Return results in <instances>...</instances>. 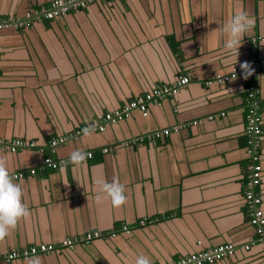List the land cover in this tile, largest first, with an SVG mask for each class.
Returning a JSON list of instances; mask_svg holds the SVG:
<instances>
[{
  "label": "crops",
  "instance_id": "1",
  "mask_svg": "<svg viewBox=\"0 0 264 264\" xmlns=\"http://www.w3.org/2000/svg\"><path fill=\"white\" fill-rule=\"evenodd\" d=\"M53 1L0 0V139L35 144L15 153L0 150V163L11 174L39 168L50 154L65 162L14 181L28 215L0 239V264L11 251L58 246L91 231L106 236L32 257L40 264H135L143 255L150 264H167L230 243L234 254L214 264H264V244L251 243L244 203L249 100L240 66L254 46L255 56L264 58V0H91L80 10L44 18ZM240 11L252 26L236 60L224 48L221 28ZM233 68L241 76L205 85ZM183 75L190 83L149 105L146 115L132 111L103 131H84L105 113ZM256 86L262 133L255 190L264 213V71ZM164 129L172 131L133 142ZM63 136L68 140L49 153L48 141ZM77 149L92 158L68 164ZM113 180L126 196L119 206L102 191ZM112 230L116 235L107 236ZM30 258L9 264H29Z\"/></svg>",
  "mask_w": 264,
  "mask_h": 264
},
{
  "label": "built area",
  "instance_id": "2",
  "mask_svg": "<svg viewBox=\"0 0 264 264\" xmlns=\"http://www.w3.org/2000/svg\"><path fill=\"white\" fill-rule=\"evenodd\" d=\"M87 1L91 0H54L47 9L42 11L44 18L53 19L66 13L69 10H80L84 8ZM3 24H0V28ZM253 46L257 44V39L252 40ZM255 46L252 47V56L249 59L248 65L251 69V74L247 75L248 82L245 88L246 97L249 100V108L245 117V135L247 138V148L249 155V165L247 169V185L244 193V203L245 211L248 218V223L253 228L254 237L251 243L255 240L264 244V213L261 209L262 198L255 190L261 181V165L259 162V148L261 139V115L259 112V105L257 102L258 92L256 86V77L259 73L264 71V58H258L255 56ZM241 76L240 71L233 68L232 71L226 75H215L211 80L205 82L206 86H211L212 84L222 85L229 82L232 79ZM190 83L189 75H183L178 77L171 84H158L153 86L148 92L134 97L125 103L120 108L113 110L111 112L105 113L99 121H94L92 124L84 128L85 130H97L103 131L105 124H114L122 121L129 117L132 111H139L143 115H146L149 105L159 104L161 101L174 96L179 90L185 88ZM211 119V117H209ZM90 128V129H89ZM171 129H164L161 131H156L147 136H141L133 139V142H144L146 139L152 140L167 136L170 134ZM173 131H176L174 128ZM79 133V132H78ZM68 137H57L50 139L47 144V149L49 153L54 152L58 145L65 143ZM34 142H26L22 139L15 138L9 141L0 139V150H5L11 153H15L22 149L34 148ZM107 150L104 149L103 152ZM87 158H92L91 152H86ZM63 161H55L51 154L45 157L39 168H31L28 172L18 171L12 172L10 175L13 177V181L23 179L28 173L29 175H35L37 169L42 170L45 168L56 169L60 165H63ZM145 221L139 222V225L143 226ZM121 231L129 233V228L123 226L120 228ZM116 230H112L107 236L114 237L116 235ZM106 235L99 231H91L85 233L81 237H72L63 240L58 246L53 244H38L30 246L21 251H11L3 257V261L9 264L15 259H28L34 255L38 254H49L54 252L56 248L60 247L63 249H73L78 244H89L95 239L105 237ZM244 250L249 249V245L243 246ZM236 248L230 243L222 244L216 247H208L201 249L199 251L180 256L175 260L168 262L167 264H214L217 261L225 257H229L234 254Z\"/></svg>",
  "mask_w": 264,
  "mask_h": 264
},
{
  "label": "clouds",
  "instance_id": "3",
  "mask_svg": "<svg viewBox=\"0 0 264 264\" xmlns=\"http://www.w3.org/2000/svg\"><path fill=\"white\" fill-rule=\"evenodd\" d=\"M252 26V20L243 11L237 12L231 21L221 28L227 39L224 48L231 54L234 53L237 60L238 49L242 43L244 33ZM242 73L245 78L251 74L250 66L247 62L241 63ZM87 153L82 150H74L67 158V163L79 166L86 161ZM102 191L110 199L113 206H119L126 200L123 185L118 181L105 182ZM28 209L22 202V189L19 184L13 181L7 167L0 163V239L7 236L9 229L13 228L18 219L27 216ZM29 264H40L39 257H32ZM135 264H150L147 257L140 255L136 258Z\"/></svg>",
  "mask_w": 264,
  "mask_h": 264
}]
</instances>
